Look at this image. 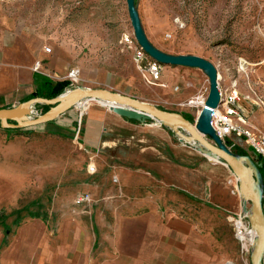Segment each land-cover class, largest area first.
Masks as SVG:
<instances>
[{
    "label": "crops",
    "instance_id": "obj_1",
    "mask_svg": "<svg viewBox=\"0 0 264 264\" xmlns=\"http://www.w3.org/2000/svg\"><path fill=\"white\" fill-rule=\"evenodd\" d=\"M127 49L133 64L134 50ZM77 68L82 87L98 85L134 97L104 85L99 74L105 70L92 59H81L74 44L50 45L46 27L22 22L0 4V109L39 97L47 81L65 85L64 92L77 88L68 77ZM135 68L125 77L129 85L142 79L154 95L140 100L167 111L162 94L183 103L198 91L192 68L164 66L161 81L153 86ZM46 107L36 106L33 116ZM184 109L173 112L198 118V110ZM79 118L74 107L40 126L0 127L1 264H251L230 220L246 205L232 170L161 123L124 118L97 100L83 115L79 137L95 168H89L81 189L92 201L59 200L51 211L18 215L22 194L43 193L50 162L60 160L49 153L48 140L60 141V133L76 129ZM256 120L261 124L252 126L264 134V118ZM228 142L234 149L246 147L241 138Z\"/></svg>",
    "mask_w": 264,
    "mask_h": 264
},
{
    "label": "rangeland",
    "instance_id": "obj_2",
    "mask_svg": "<svg viewBox=\"0 0 264 264\" xmlns=\"http://www.w3.org/2000/svg\"><path fill=\"white\" fill-rule=\"evenodd\" d=\"M0 4L22 22L46 27L50 45L67 42L78 47L81 59H92L105 70L99 74L104 85L129 91L139 100L154 97L142 79L135 85L125 79L136 67L125 44L128 32L134 34L127 0H4ZM139 12L153 44L168 53L196 55L212 62L219 72L220 90L224 94L238 91L242 111L252 124H261L255 118H264V0H139ZM189 70L194 72L191 79L200 81L192 99L201 94L207 98V76L200 70ZM81 76L80 70L76 87L83 85ZM179 85L185 84L179 81ZM162 96L170 112L194 109L182 106L189 100L175 103ZM42 113L38 110L35 116ZM82 118L76 129L60 133V141L51 137L48 140L49 153L60 160L50 162L43 193L22 194L18 215L51 211L59 200L73 199L77 204V198L85 194L81 189L89 179L93 162L79 140ZM243 150L256 157L253 150ZM56 167H60L58 174Z\"/></svg>",
    "mask_w": 264,
    "mask_h": 264
},
{
    "label": "water",
    "instance_id": "obj_3",
    "mask_svg": "<svg viewBox=\"0 0 264 264\" xmlns=\"http://www.w3.org/2000/svg\"><path fill=\"white\" fill-rule=\"evenodd\" d=\"M128 14L138 44L155 61L165 66L187 67L202 71L208 78L210 92L205 106L195 123L181 113H173L137 98L102 88L77 87L62 95L46 99L34 98L9 109H0V127L4 130H23L56 120L84 100H97L107 104L116 114L136 121L155 120L177 132L182 141L210 158L225 163L239 181L241 197L246 205L250 226L256 232L251 250V264H264V176L251 155L235 153L218 136L212 115L221 102L219 72L209 60L196 55H179L165 52L149 39L139 12V0H127ZM50 109L33 116L36 106Z\"/></svg>",
    "mask_w": 264,
    "mask_h": 264
},
{
    "label": "built area",
    "instance_id": "obj_4",
    "mask_svg": "<svg viewBox=\"0 0 264 264\" xmlns=\"http://www.w3.org/2000/svg\"><path fill=\"white\" fill-rule=\"evenodd\" d=\"M4 0H0L2 3ZM125 44L134 50V60L137 70L143 77V80L149 86L158 84L162 79L164 65L152 59L144 49L138 44L134 34L125 37ZM47 53L51 52V48L46 49ZM39 66H36V70ZM80 70H72L68 77L70 82L75 85L79 82ZM221 102L212 115V125L218 136L228 145L230 149H234L235 145H231L228 141L233 137L244 140L246 148L253 150L256 157L264 164V134L259 133L256 128L250 124L247 116L241 109L240 103L242 101L241 95L238 91H231L224 94L221 91ZM206 96H200L189 100L188 103L182 106L197 109L199 114L206 103ZM90 100L80 102L76 108L83 117L86 109L89 106ZM92 171L95 170L93 166L90 167ZM92 196L90 194H82L77 198V204L82 205L90 203ZM264 205V200H263ZM230 220L235 230V235L241 244L242 251L251 254L252 246L256 238V232L250 226L248 216L243 211L232 214ZM1 264V262H0Z\"/></svg>",
    "mask_w": 264,
    "mask_h": 264
},
{
    "label": "trees",
    "instance_id": "obj_5",
    "mask_svg": "<svg viewBox=\"0 0 264 264\" xmlns=\"http://www.w3.org/2000/svg\"><path fill=\"white\" fill-rule=\"evenodd\" d=\"M65 85L63 84H59V83H54L52 81H47L46 82V86L44 87V89L42 90L41 93L38 92V96L42 97V98H46V99H53L56 98L60 95H62L65 91ZM41 107V106H40ZM44 108V106H43ZM49 107L45 108L44 113H46L49 109ZM188 120H190L191 122H194V118L188 115H184ZM235 153L240 154V155H251L248 153V151L246 150H241V149H232ZM252 156V155H251ZM256 163L258 164V166L261 169V172L264 176V164L260 163L261 160L259 158L255 159Z\"/></svg>",
    "mask_w": 264,
    "mask_h": 264
}]
</instances>
